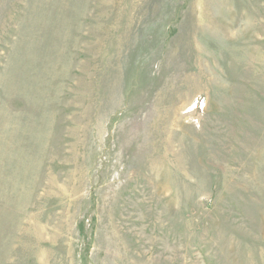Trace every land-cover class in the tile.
Listing matches in <instances>:
<instances>
[{
    "label": "rangeland",
    "instance_id": "rangeland-1",
    "mask_svg": "<svg viewBox=\"0 0 264 264\" xmlns=\"http://www.w3.org/2000/svg\"><path fill=\"white\" fill-rule=\"evenodd\" d=\"M0 264H264V0H0Z\"/></svg>",
    "mask_w": 264,
    "mask_h": 264
}]
</instances>
